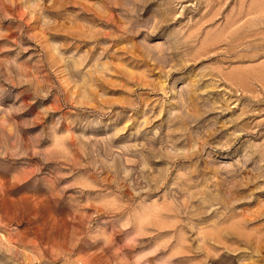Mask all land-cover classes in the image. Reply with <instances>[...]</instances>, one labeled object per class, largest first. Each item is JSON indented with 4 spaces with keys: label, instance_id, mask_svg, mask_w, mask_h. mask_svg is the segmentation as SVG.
<instances>
[{
    "label": "rangeland",
    "instance_id": "1",
    "mask_svg": "<svg viewBox=\"0 0 264 264\" xmlns=\"http://www.w3.org/2000/svg\"><path fill=\"white\" fill-rule=\"evenodd\" d=\"M0 264H264V0H0Z\"/></svg>",
    "mask_w": 264,
    "mask_h": 264
}]
</instances>
